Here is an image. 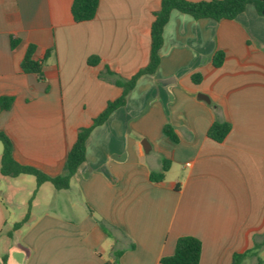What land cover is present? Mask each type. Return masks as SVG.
Masks as SVG:
<instances>
[{
  "label": "crops",
  "instance_id": "obj_1",
  "mask_svg": "<svg viewBox=\"0 0 264 264\" xmlns=\"http://www.w3.org/2000/svg\"><path fill=\"white\" fill-rule=\"evenodd\" d=\"M72 1L0 0V97L14 98L0 131L17 163L50 177L63 174L79 129L122 94L106 70L130 79L149 64L161 4L100 0L94 19L75 22ZM163 40L156 72L92 130L67 189L2 175L0 142V264H160L181 236L202 242L199 264H231L257 245L240 264L264 262V16L254 5L220 21L173 10ZM31 44L37 59L52 50L44 80L21 70ZM216 121L232 124L220 143L207 136ZM164 160V180L152 182Z\"/></svg>",
  "mask_w": 264,
  "mask_h": 264
},
{
  "label": "trees",
  "instance_id": "obj_2",
  "mask_svg": "<svg viewBox=\"0 0 264 264\" xmlns=\"http://www.w3.org/2000/svg\"><path fill=\"white\" fill-rule=\"evenodd\" d=\"M100 0H73L71 5V14L75 22H86L95 18ZM248 5H254L257 13L264 16V0H210V1H188V0H161L160 8L154 12V21L151 26V51L149 64L139 70L130 79H124L121 76L111 72L109 69L102 75L113 78V83L122 89V94L108 102L106 108L96 116L89 127L79 129L76 141L67 153L64 163L63 174L56 177H50L36 168L20 165L13 157V144L9 137L0 131V142L3 144V154L1 157V174L9 177L18 175H32L36 178L37 184L45 182L51 183L56 189H67L70 185L71 177L77 169L86 161V145L92 130L104 124L114 111L123 107L126 103L127 94L135 87L137 80L145 74H154L160 65V50L163 46V31L169 21L173 10L188 14L195 19L233 20L242 14ZM19 43V39L11 38V47L14 48ZM37 47L34 44L29 45L25 56L21 62V70L24 73L34 74L40 80L45 79L44 63L51 55L52 50L45 52L42 59L35 57ZM225 60L223 51H217L212 63L215 67H220ZM89 64L96 65L99 62L98 57H91ZM194 83H200L202 75L195 73L192 76ZM14 98L11 96L0 97V110L8 111L12 107ZM232 124L230 122H214L208 129L207 136L215 142H223L231 132ZM163 133L173 142H177L178 137L171 125H165ZM170 167V161L164 160L162 169L159 172H151L150 180L155 183L162 182L165 173ZM27 219L15 225V229L21 228ZM261 246L257 245L253 250L246 254H235L231 264H240L243 257L247 254L258 256V250ZM202 253V242L193 236H181L177 239L175 250L172 255L164 256L160 259V264H199ZM121 252L117 253V257ZM104 264H118L117 262H105ZM255 264H264L260 257Z\"/></svg>",
  "mask_w": 264,
  "mask_h": 264
},
{
  "label": "rangeland",
  "instance_id": "obj_3",
  "mask_svg": "<svg viewBox=\"0 0 264 264\" xmlns=\"http://www.w3.org/2000/svg\"><path fill=\"white\" fill-rule=\"evenodd\" d=\"M30 178V183L28 184L29 185V188H32L33 186L35 187L36 185V181H35V178L34 177H29Z\"/></svg>",
  "mask_w": 264,
  "mask_h": 264
},
{
  "label": "water",
  "instance_id": "obj_4",
  "mask_svg": "<svg viewBox=\"0 0 264 264\" xmlns=\"http://www.w3.org/2000/svg\"><path fill=\"white\" fill-rule=\"evenodd\" d=\"M200 99L206 100L207 102H209V98H207V96L203 95V94H199L198 96Z\"/></svg>",
  "mask_w": 264,
  "mask_h": 264
}]
</instances>
